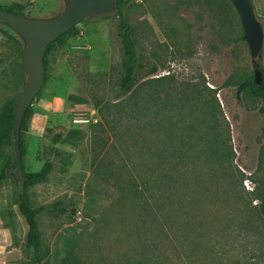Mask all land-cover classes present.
Here are the masks:
<instances>
[{
  "label": "rangeland",
  "instance_id": "rangeland-1",
  "mask_svg": "<svg viewBox=\"0 0 264 264\" xmlns=\"http://www.w3.org/2000/svg\"><path fill=\"white\" fill-rule=\"evenodd\" d=\"M250 1L264 30V0ZM64 8L0 0L28 18ZM120 20L143 66L125 95ZM241 34L229 0H122L49 47L19 142L24 174L51 169L23 186L6 168L15 196L44 208L40 264H264V115L236 97L254 71ZM22 50L0 24V173L13 158L1 130L25 82ZM20 264H36L32 250Z\"/></svg>",
  "mask_w": 264,
  "mask_h": 264
},
{
  "label": "water",
  "instance_id": "water-1",
  "mask_svg": "<svg viewBox=\"0 0 264 264\" xmlns=\"http://www.w3.org/2000/svg\"><path fill=\"white\" fill-rule=\"evenodd\" d=\"M65 8L57 17L28 18L0 9V24L13 30L23 42L21 56L25 82L17 95L13 109V158L8 169L21 174L20 124L32 100L42 88L45 78L43 56L47 47L59 36L67 33L85 19L117 10L115 0H64ZM236 11L243 40L247 44L254 66V80L261 81L256 60L261 57L264 46V30L257 20L250 0H229Z\"/></svg>",
  "mask_w": 264,
  "mask_h": 264
},
{
  "label": "trees",
  "instance_id": "trees-1",
  "mask_svg": "<svg viewBox=\"0 0 264 264\" xmlns=\"http://www.w3.org/2000/svg\"><path fill=\"white\" fill-rule=\"evenodd\" d=\"M117 9L122 3V0H115ZM11 13L21 15L20 12H15L9 9H4ZM75 30V27L70 29L67 33L59 36L54 42H52L48 47L47 50L43 56V64L44 67L46 65V56L49 47L58 42L60 39H62L67 34L73 32ZM119 37L121 38L122 42V48H123V58L121 62L123 74L119 82V91L122 95H125L131 91V89L142 79V73L140 70L142 69V64L139 62L136 51L134 49L133 41L131 39L130 35V29L129 25L124 21L120 20L119 25ZM241 41L243 40V33L240 35L239 38ZM257 69L261 73V81L259 84H257L254 80V74L251 73L250 77L244 79L242 82L239 83V85L236 88V97L240 99L241 95L247 94L253 98H255L257 101L260 102L259 112L264 115V64L261 58H258L256 60ZM17 98V97H16ZM16 98H14L9 105L7 106L3 124H2V138L5 139V141L8 143V145L13 147L12 142V131H13V109L15 106ZM30 107V106H29ZM28 107L26 110L21 124H20V136L23 133V131L26 129V121L29 119L31 114V109ZM20 146V155H22V149H21V143L19 142ZM12 158L10 157L9 161L5 165L3 171L0 173V180L9 178L6 174V168H8V165L11 164ZM51 169V164L49 162H46L43 166V168L36 173H28L24 174L21 170L22 179L24 180L23 186H25L27 183L32 182H38L42 181L46 178L49 171ZM17 205L19 208L20 214L23 216L25 223L27 225V234L25 237V249L32 250L33 257L36 261V264H40V233L37 229V224L35 221V216L39 213H41L44 208H32L29 203L27 202L26 198L22 195L20 199H17ZM260 208L264 219V195L261 198L260 201Z\"/></svg>",
  "mask_w": 264,
  "mask_h": 264
},
{
  "label": "crops",
  "instance_id": "crops-1",
  "mask_svg": "<svg viewBox=\"0 0 264 264\" xmlns=\"http://www.w3.org/2000/svg\"><path fill=\"white\" fill-rule=\"evenodd\" d=\"M264 64V53H263ZM16 183L0 180V264H20L26 256L27 225L19 212Z\"/></svg>",
  "mask_w": 264,
  "mask_h": 264
}]
</instances>
